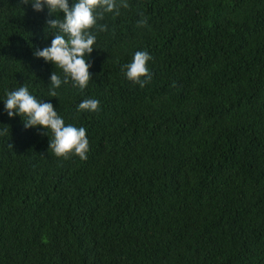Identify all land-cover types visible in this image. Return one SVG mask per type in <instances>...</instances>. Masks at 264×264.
<instances>
[{
	"label": "trees",
	"instance_id": "1",
	"mask_svg": "<svg viewBox=\"0 0 264 264\" xmlns=\"http://www.w3.org/2000/svg\"><path fill=\"white\" fill-rule=\"evenodd\" d=\"M126 2L90 30L87 87L50 97L64 72L34 53L64 13L0 0V264H264V0ZM138 51L144 87L125 75ZM25 85L86 129V160L7 115Z\"/></svg>",
	"mask_w": 264,
	"mask_h": 264
},
{
	"label": "clouds",
	"instance_id": "2",
	"mask_svg": "<svg viewBox=\"0 0 264 264\" xmlns=\"http://www.w3.org/2000/svg\"><path fill=\"white\" fill-rule=\"evenodd\" d=\"M23 4H32L35 11L41 12L45 7L50 14L63 12V19H48V28L54 31L55 38L50 47L37 49L34 55L54 63L64 72L63 80L56 72L50 77V97H57L55 89L71 80L73 85L81 90L87 87L92 67L85 56H89L96 43V36L90 31L94 27L107 31L106 25H98V20L104 18L105 13L114 12L119 15V8H128L126 0H76L70 7L68 0H21ZM142 15V14H141ZM147 25V19L138 21V27ZM152 57L146 51L135 53L131 63L124 65L125 75L140 87H144L152 79V73L148 68V62ZM100 109V101L97 99H85L78 105L79 111L96 112ZM5 110L9 117L17 114L23 117L25 128L43 126L52 133L50 150L57 157L69 159L72 154L81 159H87L89 140L86 129L77 128L74 125L65 124L64 119L58 114L51 103L38 101L30 94L27 85L21 86L15 91L7 93ZM27 117V119H24ZM7 127L0 131V135H6ZM9 147H13L9 144Z\"/></svg>",
	"mask_w": 264,
	"mask_h": 264
}]
</instances>
